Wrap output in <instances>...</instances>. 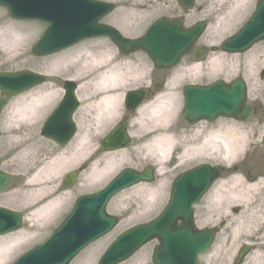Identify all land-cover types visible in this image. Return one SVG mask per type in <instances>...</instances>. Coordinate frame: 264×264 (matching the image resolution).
Returning <instances> with one entry per match:
<instances>
[{
	"label": "rangeland",
	"instance_id": "1",
	"mask_svg": "<svg viewBox=\"0 0 264 264\" xmlns=\"http://www.w3.org/2000/svg\"><path fill=\"white\" fill-rule=\"evenodd\" d=\"M97 1L114 4V10L107 17L103 18L100 23L112 26L118 30L123 37L128 39H137L141 37L146 32L148 27L159 19H180L184 28H189L198 22H204L206 26L199 39L196 41L193 50L184 58H182L177 66L169 70L161 71L155 69L151 61L143 53L137 52L129 56H120L123 60H129L136 67H138L139 71H136L135 80H139L137 83H135V81L133 82V80L128 82V87H125L119 91L121 94V100L117 117L103 129L100 130L99 128V132L94 134L92 130L94 128L93 119L95 117V108L90 105V102H88V96H90V93L87 96H84L83 99H80V92H77L78 86L80 84L78 81L80 72L79 69L70 67L67 62H63V64L61 63L58 71H51V68L53 63L67 60V58L74 56L84 48L88 47L90 44H93L94 46L96 44L101 45L104 49L118 53L117 49L107 39L93 38L92 40L84 41L78 45L69 47L68 49H65L55 55H50L47 57H35L31 52V48L46 28V25L33 21L25 22L13 20L7 16L6 11L3 8H0V28L14 30V28L17 29L22 27L24 28L22 32L28 34V38L25 41L26 43L15 49H10L8 53L4 52L6 51L4 49L7 48L5 44L0 42V73L30 71L46 76V83L44 85L38 86L37 88L16 97L9 99L4 97L6 99V106L0 112V171L7 174L8 176L6 184L0 191V207L22 214V228L20 231H18L19 233H22L21 236L12 239L8 238L9 236L18 233L16 232L0 238V240L8 238L9 240L7 242H9V244H7V248H10L13 251L11 254L12 256L5 262V264L14 263L22 254L43 243L71 211L76 198L82 195H88L100 191L110 181V179L121 170L130 168L140 171L144 167L161 169V173L156 172L155 181L152 184H140L135 188L128 189L118 194L116 197L114 196L111 199L110 203L107 205L106 212L118 219L115 228L109 234L78 254L70 262V264H96L106 247L119 234L132 226L151 221L161 212L168 201L170 183L177 174L183 170L186 171L197 165L209 164L211 166H215L219 172V178L213 182L210 190L201 200L199 205L196 206L194 216V221L197 228H210L216 232V238L212 247L208 253L200 258L199 262V264H208L209 258L218 249L221 240H224L225 237H227V235H225L222 231L225 227L224 221H214L212 216L209 214L212 202L211 198L214 195V192L212 191L213 188L218 186L221 181L227 180L228 176H240L245 178L246 175L249 174L251 176L250 178L255 179L254 177H257L259 174L264 172V164H262L264 160L262 159L261 155L263 149L261 146L264 145L261 142L264 135V120L262 118L264 110V95L261 93L260 85L261 77L264 79V75H257L259 84L257 85V91L254 96H251L249 93L250 89L248 81L245 79L248 75L250 53L251 51L264 52V40L259 41L249 51L239 55L224 54L220 50L221 43L226 38L234 35L250 17L258 0H248V7L241 18L234 24H229L225 29L218 31L217 34L208 33V30L214 26L219 18L212 14L208 15L207 5L209 3L207 4L204 0H194V6L190 10L183 9L177 0ZM209 38H217V40L212 45H206L205 41L207 39L209 40ZM197 52H201V58L199 59L195 56ZM213 55L219 56L221 59L216 65L212 66L211 64L209 65V60L213 58ZM194 64H202L203 67L198 73L187 71L184 73L187 68ZM142 71H145V73L141 74ZM178 71H181V75H184V77L186 76L192 78L201 76L195 81H183L182 84L184 85H206L215 80H222L225 83H228L234 78L238 77L244 79L247 86V103L251 108V114L244 123H238L236 128L238 129L237 132L250 130L249 133L250 135H253V138H249L247 135V139H251L252 142L249 143L250 145L246 147V149L250 148L251 146H256L258 150L255 153L249 155L248 160L241 164L238 161L242 155L241 154L237 157V159L225 166L220 159L216 158L217 155L212 154L213 151H218V149L213 146L215 142L208 143L204 147L205 149H203L202 154H198L196 152V154L190 155L186 159H181L183 151L181 144L183 142L184 135L187 136L196 130L198 134L194 139L190 140L188 137L184 136V147L189 143H191V146H199L209 130H216L218 126L222 127V123H220V120L222 119H219L213 123L211 127L212 129L208 130L203 129L205 128L203 126L204 123L196 124L191 130L185 122L183 125L178 112L181 106V98L177 87L180 82L175 85V88H171V85H168L170 76ZM65 81H72L77 85L76 96L79 101V108L73 117L77 131L73 137V140L66 147L59 149L56 145H54V143L41 136L40 128L44 120L61 100L64 91L63 83ZM158 85L160 86V89L156 91L155 87ZM40 88L54 91L56 94L54 96L53 102L46 109L38 124L34 128L35 141L39 143L38 151H31L28 154H24V156L21 158L20 156H17L21 145L17 146L15 143L16 137H18L15 135L16 128L21 125V122L18 119H15L16 121L12 119L13 114L11 113V109L19 97L28 95V93ZM140 90L146 93V100L144 104L152 102V100L158 96H174L172 104L176 117L173 118L174 123H172L171 131L173 134H175V139L177 142L174 141L176 143V149L174 148L175 150L169 151L166 157L159 158L156 154L147 152L143 145L149 140V138L147 141L142 142H139L136 139V137L143 135V133H140V130L144 126L150 128L152 124L150 123V120L146 118V120H144V126L141 127L139 122L140 120H136V111L128 112L125 109L124 95L129 91ZM1 98L3 97L0 95V99ZM165 101L166 100H164V102ZM124 116H127L124 126L130 137V143L124 150L110 153L103 152L100 148V142L102 138L115 124L121 121ZM224 123L227 125L230 124V122ZM5 124H8V126L10 125V133L5 130ZM153 129L155 128L152 127L150 131ZM80 134L86 136L84 138L85 149L82 151L81 157H78L82 158L81 161L75 166L67 169L61 174L60 177L56 178L53 185L58 189V192L53 196V198L67 194V200L61 210L55 216H53V218L47 220L45 223H38L36 222L37 219L31 216L32 212L35 210L34 207L38 205H34V207L31 206L34 204L35 200L31 202L33 199L25 198L24 195V193L29 190V188L25 185V182L30 178L31 173H28L29 169L26 170L25 167L20 166L25 164V166L30 167L31 163L44 153L52 152L50 155V157H52L56 154V151L66 149L70 144L73 143L76 136ZM240 134L242 133L240 132ZM12 143L15 144L12 145ZM178 143L180 144V148H178ZM71 148L72 146H70L68 150L66 149V151L69 152ZM120 152H123L122 156L121 154H118ZM113 153L117 155L114 158L117 164V167L115 168H118L117 171L111 172L108 170L103 175H101V177L96 182H93L91 178L88 177V175L92 172L90 164L91 161H89L91 159L88 160V158L92 155H94L92 158H100V156L104 157L106 155H112ZM208 155L210 158H212V160L203 158L204 156ZM102 165V162H100L97 166L100 169ZM80 167L83 168V170L78 172L74 182H72L68 188L64 189L62 185L64 176L69 172L78 171ZM112 169L115 170L114 168ZM153 189H157L159 191L158 193L160 198L153 207L144 208L142 206L141 200L143 198L147 199L148 192ZM230 244L231 242L229 241L226 245V248H228ZM245 244H249V246H251V251L245 257L243 262L239 264H246L253 257L255 251L257 250V243L249 241L246 239V237H242L236 242L235 245H233L234 247L232 251L222 258L225 261H222L221 259V264H235L237 251ZM155 245L156 242L147 244L138 253H136V255L123 264H151V253ZM260 254L262 255V260L259 262V264H264V250H262Z\"/></svg>",
	"mask_w": 264,
	"mask_h": 264
},
{
	"label": "water",
	"instance_id": "2",
	"mask_svg": "<svg viewBox=\"0 0 264 264\" xmlns=\"http://www.w3.org/2000/svg\"><path fill=\"white\" fill-rule=\"evenodd\" d=\"M188 10L194 0H177ZM8 14L18 20H37L48 24L41 38L33 46L36 57L59 52L82 40L107 37L124 54L143 51L158 69H170L187 55L205 29L198 23L184 29L180 20L161 19L150 26L146 34L136 40L123 38L117 30L100 24L114 9L109 3L95 0H0ZM264 39V0L257 3L252 17L234 37L226 40L221 50L226 53H241ZM201 53H197L200 57ZM44 82L41 75L31 72L0 74V92L12 97ZM75 84L65 82V97L45 122L41 135L53 140L60 147L65 146L76 129L72 114L78 107ZM142 92H129L125 105L134 110L143 99ZM185 106L182 117L189 125L200 120L213 122L217 117L234 118L244 121L249 110L245 107V88L237 81L230 88L222 83L209 87H191L184 90ZM5 102L0 101V112ZM129 142L123 124L117 126L102 141L103 151L124 149ZM77 173L67 174L63 187L74 182ZM219 177L216 169L202 165L177 177L172 185L169 202L163 212L152 222L135 226L114 240L98 264H119L131 257L143 245L157 239L159 246L154 249L153 264H198V257L205 253L214 240L211 230L197 231L193 225V205ZM6 175L0 172V189ZM151 168L142 172L122 170L99 193L80 197L73 211L50 238L41 246L29 251L15 264H69L86 246L99 239L117 224V219L106 213V206L117 193L140 183H152ZM181 221L180 225L177 222ZM20 216L0 210V236L20 228ZM250 251L244 246L239 251L237 262H241Z\"/></svg>",
	"mask_w": 264,
	"mask_h": 264
},
{
	"label": "bare ground",
	"instance_id": "3",
	"mask_svg": "<svg viewBox=\"0 0 264 264\" xmlns=\"http://www.w3.org/2000/svg\"><path fill=\"white\" fill-rule=\"evenodd\" d=\"M204 1L207 4L209 3L207 5L208 15L212 14L219 18L214 26L208 30L209 34H217L218 31L225 29L229 24L237 22L248 7V0ZM23 29L22 27L17 29L14 28V30L0 28V42H3L7 47L4 49L6 50L4 52L8 53L10 49H15L26 43L25 41L28 38V34L23 33ZM216 40L217 38H209L205 43L206 45H212ZM252 52L253 51L250 53L248 75L246 76L247 78H244L248 81L249 93L251 96H254L257 91V85L259 84L257 75H264V52ZM220 59L219 56L213 55V58L209 60V65H216ZM124 61L125 60L115 51L111 52L104 49L101 45L96 44L94 46L90 44L74 56L67 58V60L58 61L52 65L51 71H58L63 62H67L72 68L79 69L78 81L80 84L77 92H80V99H83L84 96L90 93L88 102L95 108V117L93 119L94 128L92 130L94 134L99 132V128L100 130L103 129L117 117L121 100L119 91L128 87V82L133 80V82L135 81V83H137L139 80H135L136 71H139L138 67L129 60ZM202 67V64H194L187 68L184 73L186 71L198 73ZM144 73L145 71L141 72V74ZM181 73V71H178L172 74L168 80V85H171V88H175V85L180 82L177 87L179 94L181 89L180 85L183 81H195L201 77L189 78L186 76L184 77ZM263 82L264 79L261 77V93L264 95ZM55 94L56 92L54 91L40 88L16 100L11 109V113L13 114L12 119H18L21 122V125L16 128L15 133V135L18 136L16 137L15 143L17 146L21 145L17 156L22 158L24 154H28L34 150L38 151L39 143L35 141L34 128L46 109L53 102ZM164 100L166 101L164 102ZM173 100L174 96L171 95L158 96L154 98L152 102L140 106L136 111V120H140L141 127L144 126V120H146V118L150 120L152 124L150 128L144 126L140 130V133H143V135L136 137V139L142 142L147 141L149 138L143 146L147 152L156 154L159 158L166 157L169 151L176 149V143L174 142L176 141V136L171 131L172 123H174L173 118L176 117L172 104ZM180 110L181 106L178 112H180ZM237 125V123H230L229 125L222 123V127L216 130H209L199 146H191V143H189L190 145L188 144L184 147V142H182V144L180 142L183 147L181 159H186L188 156L196 154V152L202 154L203 149H205L204 147L208 143L215 142L213 146H215L218 151H213L212 154L217 155L216 158L220 159L225 166L229 165L241 154L238 161H243L246 147L252 142L251 139H247V135L249 138H253V135H250V130L240 131L243 135L240 134V132H237ZM152 127L155 129L150 131ZM9 129L10 125L8 126L7 124L5 130L10 133ZM203 129L208 130L207 128ZM197 134V131L194 130L193 133L184 136L191 140L194 139ZM85 137L86 136L82 134L77 135L73 143L66 148L68 150V148L72 146L69 152H67L66 149L56 151V154L52 157H50L52 152L44 153L42 156L35 159L30 167L25 166V164L20 166L25 167L26 170L29 169L28 173H31L30 178L25 182L29 190L25 192L24 195L25 198L33 199L31 202L35 200L34 204L31 206L34 207V205H38L36 206L37 208L34 207L35 210L33 209L34 211L31 214L33 218L37 219L36 222H47V220L53 218L64 206L67 200V194L53 198L58 192V189L53 186L54 180L60 177L67 169L75 166L81 161L82 158L78 157H81V153L85 149ZM15 143H12V145ZM180 144H177L178 148H180ZM118 154L122 156L123 152ZM93 156L94 155L88 158V160L91 159L89 161H91L90 164L92 168V172L88 177L91 178L93 182H96L101 175L108 170L111 172L117 171L118 168H115L117 164L114 160L117 155L114 153L104 157L100 156V158H92ZM203 158L212 160L209 155ZM100 162H102L103 165L99 169L97 165H99ZM158 173H161V169H158ZM254 178L255 179L250 178V175L245 178L240 176H228L227 180L221 181L218 186L213 188L212 191L214 195L211 198L212 202L209 214L214 221H224L225 227L222 231L227 237L221 240L220 246L209 258L208 264H221V259L232 251L233 245L242 237H246L249 241L257 243V250L246 264H259L262 260V255L260 253L264 250V175L260 174ZM137 186L138 185L133 188ZM158 192L157 189L150 190L147 194V199L143 198L141 200L142 206L144 208L153 207L160 198ZM21 234L22 233L18 232L8 238L20 237ZM8 238L0 240V264H5L13 253L10 248H7V244H9V242H7L9 240ZM229 241L231 244L226 248ZM222 261L225 260L222 259Z\"/></svg>",
	"mask_w": 264,
	"mask_h": 264
},
{
	"label": "flooded vegetation",
	"instance_id": "4",
	"mask_svg": "<svg viewBox=\"0 0 264 264\" xmlns=\"http://www.w3.org/2000/svg\"><path fill=\"white\" fill-rule=\"evenodd\" d=\"M233 81H234V80H233ZM233 81H232V82H233ZM183 90H184V84L181 85V89H180V95H181V99H182V104H183V102H184V100H183ZM181 121L183 122V125H184V121H183V120H181ZM224 122H230V123H234V124L237 123L236 121H234V120H229V119H222V120H220V123H224ZM202 123H204L203 126H204L205 128H207V129H211V127H212V125H213V124L206 123V122H202ZM237 124H238V123H237ZM217 128H219V126H218ZM189 129L191 130V129H193V127H189ZM182 136H183V135H182ZM183 142H184V136H183ZM261 148H263V149H262V153H261V155H262V159L264 160V145H262ZM256 151H258L256 146H251L250 148H248V149L246 150L245 156L243 157L244 160L241 161L240 163H241V164L244 163L246 160H248V156L251 155L252 153H255ZM262 164H264V161H263ZM263 167H264V166H263ZM182 172H184V170H183ZM259 175H260V174H259ZM261 175H264V172H263ZM246 176H249V174H247ZM250 177H251V176H250Z\"/></svg>",
	"mask_w": 264,
	"mask_h": 264
}]
</instances>
